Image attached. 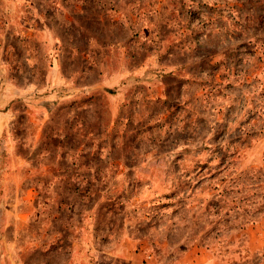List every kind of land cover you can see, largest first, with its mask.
Segmentation results:
<instances>
[{"label": "rangeland", "instance_id": "1", "mask_svg": "<svg viewBox=\"0 0 264 264\" xmlns=\"http://www.w3.org/2000/svg\"><path fill=\"white\" fill-rule=\"evenodd\" d=\"M75 3L84 12L70 13ZM45 31L65 42L52 51ZM130 57L142 69L111 88L125 124L109 132L108 95L91 94L89 126L111 148L73 159L96 166L89 188L58 189L64 205L47 204L46 190L29 193L26 181L4 187L0 170V264H136L121 249L137 240V264H175L201 248L216 264L264 259L249 247L264 216V0H0V116H16L11 131L26 136L24 104L52 69L98 85L132 67ZM91 95L60 100L61 127L74 130L67 114L85 116ZM125 164L136 170L119 176Z\"/></svg>", "mask_w": 264, "mask_h": 264}, {"label": "crops", "instance_id": "2", "mask_svg": "<svg viewBox=\"0 0 264 264\" xmlns=\"http://www.w3.org/2000/svg\"><path fill=\"white\" fill-rule=\"evenodd\" d=\"M69 11L70 13L84 12L83 8L77 3L71 6ZM107 11L109 13L113 12L110 6ZM112 16L113 19H116L114 15ZM116 21L119 24L122 23V20L119 18ZM43 34L46 36L45 44L51 47L52 51L54 49L53 45L57 46L59 43L62 44L63 41L65 42L61 34H48L47 36L46 31ZM71 51L73 57L78 54L77 47L74 48L73 46ZM59 55V50L52 53V57H55L57 60L60 59ZM132 61L135 63L130 68L124 65L116 72L106 71L108 73L107 76L98 85L95 81H85V73H81L78 70L71 73V78H67L65 70L56 66L49 73V84L46 89L41 90L40 94L35 93L33 95L34 98H28L24 104L25 109H28V113L30 114L29 124L32 126V130L26 136L11 131L12 122L13 124L15 122L13 118L16 116H0V156L4 157L5 160V164L0 166V170L3 172V181L1 184L7 187L9 185L8 183L13 181L17 183L23 182L22 185L28 188L25 184L26 181L27 185H29V193L33 189L39 188L41 191L45 189L46 193L43 195L45 202L47 204L55 203L59 206H63L64 202L61 200V194L58 189L65 187L77 189L79 186L83 187L85 185L89 188L96 181V166L94 164H78L73 159L75 160L79 155L94 156L97 151L96 149H102L106 152L110 150L108 148L110 144L107 143L104 144L105 147L99 148L102 145V141H107L108 133L103 131L102 134H97L96 129L89 126L95 118L96 108L95 100H93L91 94L98 89H103L108 95L106 106L110 110L111 124H113L109 128V132H111V129L117 121L120 125L125 124L126 119L123 120L117 116L124 99H121V95L114 91L118 90L115 87L116 85H121L124 80L136 75L138 73L137 70L142 69L141 65H138L134 58L130 57V62ZM87 72L90 74V69ZM79 77H83L82 80L85 81L82 82L83 84L79 83ZM112 85L114 87H111ZM125 85L122 88L126 87ZM122 88L121 86L119 87V89ZM71 91L75 93L70 94ZM80 93L87 94V96L91 95L90 99L83 104V109L81 110L86 112V115L75 114L76 111L72 110L68 112L67 117L74 119V130L61 127L55 115L59 108L60 100L74 98ZM4 101H7L4 106L10 105V107L18 102V100H14V97ZM85 124H87L86 127L84 126ZM73 133L75 134L73 139H76L78 142L76 147L67 145L69 136L71 137ZM24 148L28 149L26 154L22 152ZM9 160H13L15 163L12 164ZM118 169L119 176H121L123 172L131 169L136 170V167H128L125 164L119 165ZM115 183H122V179H118ZM53 189H56L58 192L51 194ZM48 192L51 193L47 194ZM33 194L35 195V193ZM263 223L264 216L258 225V235L256 231H254L255 233L253 235H250L249 247L252 252L264 253V245L257 243V238H259V241H264ZM125 242L123 249H121V252H123L122 256L126 260L136 261V264L141 262L142 249L145 248L142 246V241L137 240L130 244H126ZM206 252L202 248L187 249L175 264H216ZM260 264H264V259Z\"/></svg>", "mask_w": 264, "mask_h": 264}]
</instances>
